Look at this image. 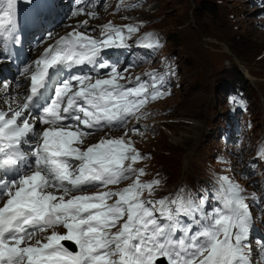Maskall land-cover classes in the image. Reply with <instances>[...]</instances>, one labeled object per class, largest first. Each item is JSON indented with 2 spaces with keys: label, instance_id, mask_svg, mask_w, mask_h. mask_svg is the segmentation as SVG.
Segmentation results:
<instances>
[{
  "label": "snow or ice",
  "instance_id": "1",
  "mask_svg": "<svg viewBox=\"0 0 264 264\" xmlns=\"http://www.w3.org/2000/svg\"><path fill=\"white\" fill-rule=\"evenodd\" d=\"M17 3L0 0V55L17 39ZM83 3L76 0L72 16L95 19ZM121 7L136 5L121 0ZM87 24L79 22L59 38L47 33L54 42L33 62L34 69L22 73L30 72L23 102L0 110V264H264V241L258 240L254 250L250 240L251 206L244 189L229 177L219 176L210 192L179 189L153 199L161 182L141 180L145 171L135 165L145 157L125 139L129 129L81 147L92 130L145 118L147 104L171 95L163 90L170 69L145 73L149 83L100 62L99 69H110L106 78L70 75L40 104L53 75L97 65L102 50L127 47L125 31L138 30L108 22L96 39L79 30ZM145 39L143 47H159L151 34ZM123 80L134 86L126 87ZM9 87L2 84L5 92ZM37 125L45 127L37 131ZM130 131L142 135L137 128ZM259 155L264 159V149ZM128 180L125 187L109 188ZM90 188L98 190L89 193Z\"/></svg>",
  "mask_w": 264,
  "mask_h": 264
},
{
  "label": "rangeland",
  "instance_id": "2",
  "mask_svg": "<svg viewBox=\"0 0 264 264\" xmlns=\"http://www.w3.org/2000/svg\"><path fill=\"white\" fill-rule=\"evenodd\" d=\"M110 2L97 23L138 21V30L158 29L166 35L156 60L141 51L138 56L146 60L134 73L149 65L158 72L170 69L165 91L171 95L147 104L142 111L148 115L125 127L129 129L125 139L130 138L145 157L135 165L145 171L141 180L161 182L151 198L175 191L178 180L194 184L206 180L219 167L212 179L215 186L217 178L226 172L244 189L246 202L258 210L255 205L261 202L252 201L255 192L244 177L245 169L254 175V163H258L259 194L264 192V159L259 155L264 149V0H146L138 7L119 10L121 0ZM237 81L245 88L244 102L226 98L228 85L235 86ZM1 91L5 92L2 85ZM244 103L246 113L231 119L229 106L242 107ZM226 123L231 125L230 132ZM125 128L105 135L118 138ZM132 128L142 135H134ZM224 130L227 132L222 139ZM88 138L84 147L100 140L98 135ZM219 157H225L227 163ZM129 183L131 180L109 188L115 190ZM258 225L264 228V218L258 217Z\"/></svg>",
  "mask_w": 264,
  "mask_h": 264
},
{
  "label": "bare ground",
  "instance_id": "3",
  "mask_svg": "<svg viewBox=\"0 0 264 264\" xmlns=\"http://www.w3.org/2000/svg\"><path fill=\"white\" fill-rule=\"evenodd\" d=\"M13 91H15V90L13 89ZM3 93H4V92L1 91V92H0V95L3 94ZM125 129H126V128H125ZM114 131H115V130H114ZM116 136H117V135H115V137H116ZM92 137H93V136H92ZM98 139H99V138H98ZM94 140H95V139H94ZM94 140H93V141H94ZM96 140H97V139H96ZM96 140H95V141H96Z\"/></svg>",
  "mask_w": 264,
  "mask_h": 264
},
{
  "label": "trees",
  "instance_id": "4",
  "mask_svg": "<svg viewBox=\"0 0 264 264\" xmlns=\"http://www.w3.org/2000/svg\"><path fill=\"white\" fill-rule=\"evenodd\" d=\"M243 78V77H242Z\"/></svg>",
  "mask_w": 264,
  "mask_h": 264
}]
</instances>
